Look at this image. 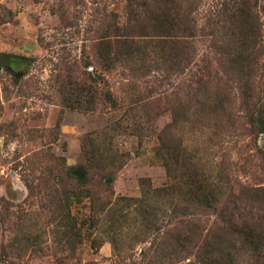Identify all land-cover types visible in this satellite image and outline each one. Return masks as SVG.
Returning <instances> with one entry per match:
<instances>
[{
  "label": "rangeland",
  "instance_id": "rangeland-1",
  "mask_svg": "<svg viewBox=\"0 0 264 264\" xmlns=\"http://www.w3.org/2000/svg\"><path fill=\"white\" fill-rule=\"evenodd\" d=\"M178 1L188 47L127 55L151 0H0V264H264V0Z\"/></svg>",
  "mask_w": 264,
  "mask_h": 264
},
{
  "label": "trees",
  "instance_id": "trees-1",
  "mask_svg": "<svg viewBox=\"0 0 264 264\" xmlns=\"http://www.w3.org/2000/svg\"><path fill=\"white\" fill-rule=\"evenodd\" d=\"M155 2L154 7L149 8V4L144 8V13L150 14L147 16L145 20H142L139 24H125L122 27L114 26L111 29L112 34H105L99 36L102 40V43L108 46L110 49L118 47L125 49V53L129 55L132 53V47L138 44V41L135 40L136 35H143V33L148 32L149 29L153 31L154 37L157 38L155 43H159L161 49L169 48H182L188 47V44L185 43V39L188 36L192 35V28L189 26L187 21L185 20L184 14L186 9L183 8V5H179L178 0H151ZM147 4V0H142L139 5L145 6ZM257 6V0H227L225 3L223 2L221 7L217 9L216 16L223 17L226 15L228 18H234L236 16L242 18V22L240 27L247 26L250 30H254L258 32L257 29V15L254 13V7ZM179 10L181 11L179 13ZM136 16V13L135 15ZM139 19V16L136 17V20ZM252 26V28H251ZM237 30V36L243 34L241 29ZM253 32V31H252ZM144 43L146 41H143ZM255 43V42H254ZM249 47L248 53L246 57L248 58L251 55L252 50L256 48V43ZM147 44V42H146ZM185 45V46H184ZM243 43L238 42L237 45L221 47L223 52H225L226 56L231 59L241 56L240 49L242 48ZM224 48V49H223ZM180 51V50H179ZM204 193V189L202 185L198 183L197 185L188 188L187 194L190 197L198 198L202 196ZM190 226V227H189ZM192 221H185L182 229L192 228ZM186 235V234H185ZM183 247V246H181ZM199 261L203 264H206L209 261V256L202 255V252L199 253ZM211 263V262H210Z\"/></svg>",
  "mask_w": 264,
  "mask_h": 264
}]
</instances>
